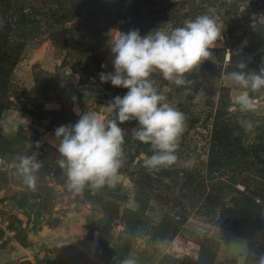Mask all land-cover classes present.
<instances>
[{"label":"rangeland","instance_id":"1","mask_svg":"<svg viewBox=\"0 0 264 264\" xmlns=\"http://www.w3.org/2000/svg\"><path fill=\"white\" fill-rule=\"evenodd\" d=\"M203 14L214 16L222 37L186 74L192 94L152 76L186 116L177 155L191 163L145 168L151 146L133 139L138 122L130 121L120 125L125 159L116 186L70 192L54 130L84 111L110 117L104 106L127 92L100 81L99 73L114 71L109 30L170 32ZM241 60L249 70L264 66V0H0V251L20 252L0 264H259L264 91L251 94L255 111H239L243 90L228 74ZM198 92L204 95L193 103ZM34 152L42 168L30 189L15 175V158ZM23 191L37 196L19 205ZM249 193L258 219L237 233L222 222L232 218L226 210L234 199Z\"/></svg>","mask_w":264,"mask_h":264},{"label":"clouds","instance_id":"2","mask_svg":"<svg viewBox=\"0 0 264 264\" xmlns=\"http://www.w3.org/2000/svg\"><path fill=\"white\" fill-rule=\"evenodd\" d=\"M208 12L214 13L215 9L209 8ZM108 36L114 71L99 73L100 81L110 82L127 92L104 106L110 117L84 111L77 113L76 123L54 130L61 157L57 163L66 177V188L74 194L81 193L85 187L95 190L105 185L116 186L125 159V129L120 125L126 122L137 121V127L132 129L133 139L151 146L153 154L143 159L145 168L159 170L191 163L181 161L177 155L186 116L158 91L152 76L159 72L170 83L183 86L185 95L192 94L191 86L195 82L187 79L186 74L212 55L210 49L221 40L222 30L213 15L203 14L186 20L182 27L170 32L160 28L142 36L138 29L125 33L113 28ZM236 69L228 74V79L243 90L236 97V104L246 114L256 108L251 94L264 91V66L249 70L248 64L241 60ZM203 95V92L195 93L193 103H198ZM72 99L75 101L76 97ZM239 124L246 132L254 127L247 119H240ZM15 159L16 177L28 188L35 189L37 174L42 168L37 153L18 155ZM121 264H136V261L125 259ZM259 264H264V256L259 258Z\"/></svg>","mask_w":264,"mask_h":264},{"label":"trees","instance_id":"3","mask_svg":"<svg viewBox=\"0 0 264 264\" xmlns=\"http://www.w3.org/2000/svg\"><path fill=\"white\" fill-rule=\"evenodd\" d=\"M216 136L220 138L222 134H220L217 130ZM225 143L220 142V146L223 147ZM264 182V181H263ZM21 197V201L18 202V204H27L30 202L32 198H36L37 194L32 191H23L19 193ZM254 195H251V193L247 195H243V197L237 201L238 199H234V207H228L226 212H231L232 218L227 220V222H222L223 225H227L229 229H232L236 231L237 233H240L239 230L245 231L242 234H247L250 229L252 224H255L256 219H258L257 214V208L259 207V202L253 197ZM257 196H261V200H264V189L259 192ZM243 223L246 224V227H243Z\"/></svg>","mask_w":264,"mask_h":264},{"label":"crops","instance_id":"4","mask_svg":"<svg viewBox=\"0 0 264 264\" xmlns=\"http://www.w3.org/2000/svg\"><path fill=\"white\" fill-rule=\"evenodd\" d=\"M40 240H41V238H39V240H37V241H40ZM14 255L18 256V255H20V252L18 250H15V252H13V250H11V249H2L0 251V262H1V259H3V258L7 259V257L12 258V257H14Z\"/></svg>","mask_w":264,"mask_h":264}]
</instances>
